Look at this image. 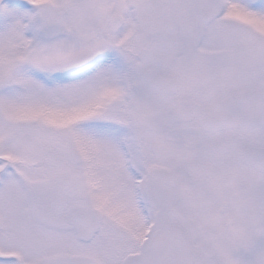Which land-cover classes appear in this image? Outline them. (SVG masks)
<instances>
[{
    "label": "snow or ice",
    "instance_id": "1",
    "mask_svg": "<svg viewBox=\"0 0 264 264\" xmlns=\"http://www.w3.org/2000/svg\"><path fill=\"white\" fill-rule=\"evenodd\" d=\"M0 264H264V0H0Z\"/></svg>",
    "mask_w": 264,
    "mask_h": 264
}]
</instances>
